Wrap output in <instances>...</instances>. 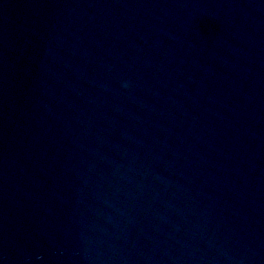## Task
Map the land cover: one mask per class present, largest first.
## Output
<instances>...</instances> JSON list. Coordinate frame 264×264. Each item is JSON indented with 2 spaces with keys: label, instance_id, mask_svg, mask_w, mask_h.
I'll return each mask as SVG.
<instances>
[{
  "label": "water",
  "instance_id": "water-1",
  "mask_svg": "<svg viewBox=\"0 0 264 264\" xmlns=\"http://www.w3.org/2000/svg\"><path fill=\"white\" fill-rule=\"evenodd\" d=\"M0 264H264V0H0Z\"/></svg>",
  "mask_w": 264,
  "mask_h": 264
},
{
  "label": "clouds",
  "instance_id": "clouds-1",
  "mask_svg": "<svg viewBox=\"0 0 264 264\" xmlns=\"http://www.w3.org/2000/svg\"><path fill=\"white\" fill-rule=\"evenodd\" d=\"M125 86H127V83L125 82Z\"/></svg>",
  "mask_w": 264,
  "mask_h": 264
}]
</instances>
